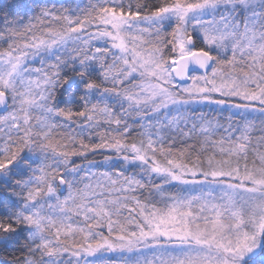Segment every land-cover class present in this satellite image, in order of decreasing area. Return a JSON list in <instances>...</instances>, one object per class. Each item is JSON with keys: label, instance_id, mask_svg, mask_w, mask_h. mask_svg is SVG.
<instances>
[{"label": "snow or ice", "instance_id": "snow-or-ice-1", "mask_svg": "<svg viewBox=\"0 0 264 264\" xmlns=\"http://www.w3.org/2000/svg\"><path fill=\"white\" fill-rule=\"evenodd\" d=\"M0 264H264V0H0Z\"/></svg>", "mask_w": 264, "mask_h": 264}]
</instances>
